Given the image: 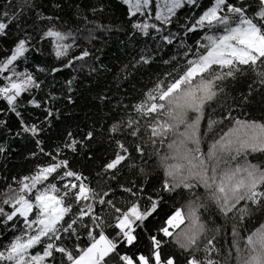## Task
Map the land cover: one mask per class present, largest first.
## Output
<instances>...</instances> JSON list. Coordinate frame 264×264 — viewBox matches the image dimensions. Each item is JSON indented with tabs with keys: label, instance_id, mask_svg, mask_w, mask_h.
<instances>
[{
	"label": "snow or ice",
	"instance_id": "1",
	"mask_svg": "<svg viewBox=\"0 0 264 264\" xmlns=\"http://www.w3.org/2000/svg\"><path fill=\"white\" fill-rule=\"evenodd\" d=\"M0 264H264V0H0Z\"/></svg>",
	"mask_w": 264,
	"mask_h": 264
}]
</instances>
